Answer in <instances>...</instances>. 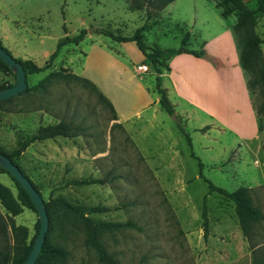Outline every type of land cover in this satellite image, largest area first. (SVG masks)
Wrapping results in <instances>:
<instances>
[{"label":"rangeland","instance_id":"rangeland-1","mask_svg":"<svg viewBox=\"0 0 264 264\" xmlns=\"http://www.w3.org/2000/svg\"><path fill=\"white\" fill-rule=\"evenodd\" d=\"M163 1L0 0V21L8 35V40L3 37L0 40L13 58L29 57L38 66H43L47 55L56 48L58 39L64 33L62 26L71 36L80 29L88 30L93 26L104 27L121 36L131 35L135 28L141 27L142 30H147L145 35L149 45L178 48L187 32L189 24L186 21L195 15L198 19L199 14H207L204 16L207 21H201L200 25L209 26L210 33H213L220 29L213 15L218 13L221 16L225 6L231 8L234 5L231 0H205L212 9L208 11L202 3L200 6L196 5L195 0H176L174 5L170 2L162 5ZM241 1L250 8L255 7L254 0ZM237 15L238 11L232 8L225 16L227 24L231 23L230 28ZM195 27L197 22L192 30ZM254 32L264 39V17L260 13L257 14ZM198 41L192 35L185 47L197 48ZM94 43L98 48H103V51L121 59L126 66L125 70H129L127 74L130 76V83L126 87H131L129 92L136 94L132 87L135 80L132 78V70L137 74L135 65L141 56L135 41L126 40L124 46H119V41L94 33L93 38L86 39L79 47L85 50ZM260 46V58L264 63V41ZM73 49L71 44L64 46L51 68L28 74V90L0 106V147L6 153L19 146L39 125L60 119L69 122L78 133L72 138L61 136L34 141L13 158L31 178L41 197L47 201L49 198L62 196L84 209L95 204L111 209L102 213H89L92 221L131 220L134 227L119 228L102 237L106 250L120 264H253L252 259H259L264 263V219L252 225L250 240L245 238L249 250L240 255L237 262L228 261L230 254L226 250L209 251L206 244L197 245L200 237L197 225L194 221L189 222L190 227L186 229L188 234L181 230L171 204V192L176 195L181 185L175 186L173 182L158 178L128 132L112 119L113 113L108 105L97 98L90 86H84L81 81L62 78L45 80L50 72L61 70L62 65L80 75L83 58L77 49ZM96 55L105 64L103 53L97 50ZM103 75L107 77L106 69ZM151 78L146 74L136 75V79L142 84L149 83ZM14 80L12 75L0 70V84L11 85ZM263 86L264 83L261 82L257 89L249 93V97L254 109L260 111L258 132L264 147ZM184 127L193 137L192 151L203 165V178L196 177L187 183L184 194L188 199H173L177 210L185 205L189 208L193 204L201 206V196L207 192L206 179L228 191H234L240 186H250L247 188L252 203L264 215V160L261 156H258L257 164L252 162L251 156H245L243 160L239 158V154L232 157L235 149L233 151L228 148L224 141L213 143L212 140L211 147H202L199 142L201 134L191 130L189 126ZM179 148L185 173L189 175L197 171L199 166L196 159L188 155L189 147L183 136L179 140ZM10 178L6 172L0 171V181L15 193ZM94 178H105L106 181L103 184L94 182L81 186L63 185L66 180ZM205 197L208 220L216 221V214L221 209L233 214L234 203L228 197L216 191L207 193ZM36 218L34 210L29 207H24L21 213L13 217L15 224L27 229V242L36 233ZM53 238L58 244H63L67 251L64 264H102L94 251L84 245L81 229L61 236L55 230ZM253 247L255 249L251 251Z\"/></svg>","mask_w":264,"mask_h":264},{"label":"crops","instance_id":"crops-1","mask_svg":"<svg viewBox=\"0 0 264 264\" xmlns=\"http://www.w3.org/2000/svg\"><path fill=\"white\" fill-rule=\"evenodd\" d=\"M176 2L173 0L171 4L174 5ZM195 3L199 6L202 3L206 10H212L205 0H195ZM205 15L207 14H199L198 19L195 18V15L186 21L189 24L186 29V33L189 34L188 39L192 35L199 39L198 47L192 49L202 50V54L194 55L187 52L174 54L162 61L161 72L157 74L154 67L144 59L140 52L141 58L136 64L145 63L149 65L150 71L145 74L152 76V78L149 83L142 84L136 79L138 74L132 70V78L135 79L132 87H134L136 94L129 92L131 87H126L130 83V76L127 74L129 70H125L126 66L117 55L103 51V48H98L99 46L95 43L85 50L79 47L83 41L93 38V34L98 32H88L77 45L68 43L61 47L62 49L71 44L74 46L73 50L77 49L81 54L83 60L81 61L80 75L90 79L92 83L94 82L102 94L112 102L116 112V119L113 120L119 123L124 131L128 132L147 164L155 170L158 178L162 181L173 182L176 184L175 186L181 185L176 195L171 192L170 195L173 199L177 197L188 199L184 194L185 187L187 183L199 177L198 168L197 171L187 175L185 173L186 168L181 163V149L179 148L181 136L185 138L189 147L188 155L190 157L192 156L190 151L193 150V137L184 125L201 134L199 142L202 147H211L212 140L213 143L224 141L228 148L233 151L235 149L232 157L239 154V158L243 160L245 156H251L253 162L258 161V156H261L264 160V147L260 142L257 127L258 118L246 87V74L238 63V49L234 33L230 28L231 23L228 25L227 18L216 13L213 17L220 29L210 33L209 26L200 25L201 21L202 23L207 21L204 20ZM195 22H197V27L192 30ZM62 28L64 35L67 32L64 26ZM146 31H141L145 44L149 47H160L157 44L149 45L147 43ZM0 37L8 40V35L5 33L1 21ZM124 42L119 41V46H124ZM187 49L192 50L191 48ZM97 50L105 56V64L103 59L96 55ZM50 54L47 55L46 61ZM62 67H66V65H62ZM96 68H98L97 71H95ZM105 69L106 78L103 75ZM157 77L160 78L159 86L164 88L175 115L179 116L182 127L189 133L191 145L188 144L184 134L177 129L173 120L174 116H170L161 107L155 90ZM55 122L57 121L50 123ZM192 157L197 162L198 157ZM257 182L259 183L261 180ZM206 194L207 192L201 196V206L193 204L189 208L185 205L178 210L174 200L171 199L178 224L181 230L188 234L186 230L187 227H190L188 223L194 221L200 232L197 245L204 246L206 244L209 251L213 249L226 250L230 254L228 261L237 262L240 255H244L249 250V244L239 229L235 209L233 214L221 209L216 214V221L208 220L209 215H206V231L203 230L201 216L203 199ZM192 242L194 241L192 240ZM254 249L255 247L250 250L253 251Z\"/></svg>","mask_w":264,"mask_h":264},{"label":"trees","instance_id":"trees-1","mask_svg":"<svg viewBox=\"0 0 264 264\" xmlns=\"http://www.w3.org/2000/svg\"><path fill=\"white\" fill-rule=\"evenodd\" d=\"M173 0H164L162 5L167 3H171ZM222 2L221 0H219ZM234 5L231 8L223 9L221 16L225 18L227 14L230 13L232 8L238 11L237 19L232 24L231 28L233 33L235 34V39L238 46V63L240 67L244 70L247 77V89L249 93H252L253 90L257 89V86L264 83V63L260 58V53H262L261 43L264 39L258 34L254 32V26L257 20V14L260 13L264 17V0H254L255 7L250 8L248 7L243 1L241 0H231ZM142 28H135L133 34L121 36L112 33L108 29H104V27H90L88 30L80 29L75 35H70L65 33L61 38H59L56 48L51 52L47 61L43 66H37L32 60L28 59H20L14 58L20 65L23 66L26 72V81L28 73H40L45 69L50 68L52 65L53 59L56 57L59 49L65 44L71 43L77 45L81 42L84 37L87 35L88 32L94 33H103L105 36H108L116 41H126V40H135L139 51L144 56V59L148 61L155 69V72L159 74L161 72V64L164 59L168 57L181 53L187 52L192 53L194 55L202 54V50H189L185 47V44L188 40L189 34L185 32L181 46L178 48H169V47H149L145 44L143 40V35L141 33ZM2 44V41L0 40ZM3 45V44H2ZM5 48V47H4ZM5 51L9 54L7 49ZM10 55V54H9ZM11 56V55H10ZM255 62L257 63V67L255 66ZM0 70L4 71V73L12 75L15 78L14 73L12 70L7 66L5 61L0 58ZM259 73V75H255ZM251 76V77H250ZM53 79H70L73 81H81L84 86H90L92 91H95L97 98L105 102L108 107L111 109L113 115L112 119H116V112L112 102L107 99L103 94L102 91L97 88L95 83L81 75L75 74L66 67H62L61 70L52 71L47 75L45 80ZM16 80V78H15ZM14 80V82H15ZM25 81V82H26ZM14 84V83H13ZM11 84V85H13ZM160 78H156L155 90L158 94L159 103L162 108L170 115L174 116L173 120L177 126V129L184 134L187 139L189 145H191V140L189 133L184 130L181 125V120L179 116L175 115L173 107L166 96L164 88L159 86ZM11 85H4L3 83L0 84V88L8 87ZM264 87V86H263ZM28 90L26 88L18 93L17 95H21ZM16 96V95H15ZM250 96V95H249ZM14 96L10 97L6 100H0L1 104L8 103L13 99ZM256 115H258L260 111L257 109ZM259 119V118H258ZM257 119V120H258ZM258 127V121H257ZM259 129V128H258ZM78 135L76 131L72 129L69 122L64 121L62 119L58 120L55 123H48L44 125H39L35 131L26 137L22 143L17 146L16 148L12 149L9 153L4 152V150L0 147V151L8 157L14 164L13 158L18 156L21 152H23L27 146H29L34 141H42L46 139H53L56 137H69L72 138ZM190 155L196 157L192 150L190 151ZM197 164L199 166V177L203 178L202 176V164L197 160ZM19 169L22 171L24 175L27 174L22 170V168L16 164ZM0 171L6 172L11 178L14 187L15 193L0 181V202L2 207H0V264H22L24 259L26 258L28 251L33 244L37 234H38V226L39 222L36 218L34 229L36 230L35 235L32 236L30 241L27 242L28 231L22 225H17L13 221V217L21 213L23 208H31L34 210L36 214V209L34 206L33 201L31 200L30 196H28L23 188L18 184L15 178L10 175L7 171L2 168L0 165ZM29 177V176H27ZM30 178V177H29ZM32 183L35 190L40 195L39 191L37 190L35 184L29 179ZM105 178H94V179H77V180H66L63 185H74V186H81V185H88L93 184L94 182L103 184L105 183ZM207 182V193L211 191H216L217 193L221 194L222 196L228 197L234 203V209L236 213V218L238 222L239 229L242 231L245 238L250 240L251 236V228L254 223L258 220L264 219L263 212L257 206H254L251 200V197L248 194V188L245 186H240L236 188L234 191H228L226 189H222L211 184L210 181L206 180ZM41 197V195H40ZM43 198V197H42ZM44 200V198H43ZM206 197L203 199V207H202V227L203 230L206 229V205H205ZM45 208H46V215L48 220L47 232L45 235V239L43 244L40 247L38 255L34 260V264H64L65 258L67 256V251L64 248L63 244H58L54 238L53 233L55 230L58 231L59 236L66 235V234H73L81 229L83 232L84 238L83 243L86 247L92 249L99 261L102 264H120L117 260L113 257L112 253L106 250V245L103 242L102 237L105 234L111 233L112 231L118 230L119 228H123L126 226L134 227V224L131 220H126V222H113V221H100V220H91L88 216L89 213L94 212H106L111 210L107 206H101L100 204H95L94 206H90L84 209L82 206L73 204L67 201L64 197H52L49 198L47 201L44 200ZM206 231V230H205ZM253 264H264L259 259H252Z\"/></svg>","mask_w":264,"mask_h":264},{"label":"water","instance_id":"water-1","mask_svg":"<svg viewBox=\"0 0 264 264\" xmlns=\"http://www.w3.org/2000/svg\"><path fill=\"white\" fill-rule=\"evenodd\" d=\"M0 58H2L7 66L12 70L15 75V82L13 85L8 87L0 88V100L9 99L12 96L17 95L22 92L26 88V72L22 65H20L17 61L14 60L12 56H10L6 51L4 46L0 43ZM0 165L7 171L10 175H12L18 184L23 188L25 193L30 196L31 200L34 203L36 209V217L39 222L38 226V234L31 245L26 258L24 259L22 264H34V260L36 259L38 252L40 250L41 245L44 242L45 235L47 232L48 220L46 215V208L44 204V200L38 192L33 187L30 182V178L22 173L19 167L14 164L8 157H6L2 151H0Z\"/></svg>","mask_w":264,"mask_h":264},{"label":"built area","instance_id":"built-area-1","mask_svg":"<svg viewBox=\"0 0 264 264\" xmlns=\"http://www.w3.org/2000/svg\"><path fill=\"white\" fill-rule=\"evenodd\" d=\"M135 69H136L137 74L141 75V74H145L149 72L150 66L145 63H140V64L135 65ZM254 163L257 164V161L255 160Z\"/></svg>","mask_w":264,"mask_h":264}]
</instances>
